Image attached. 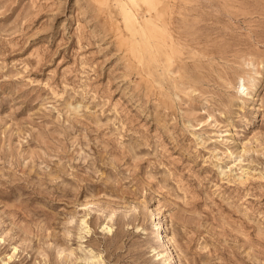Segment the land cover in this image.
<instances>
[{
    "label": "rangeland",
    "instance_id": "374dc122",
    "mask_svg": "<svg viewBox=\"0 0 264 264\" xmlns=\"http://www.w3.org/2000/svg\"><path fill=\"white\" fill-rule=\"evenodd\" d=\"M0 264H264V0H0Z\"/></svg>",
    "mask_w": 264,
    "mask_h": 264
},
{
    "label": "bare ground",
    "instance_id": "6f19581e",
    "mask_svg": "<svg viewBox=\"0 0 264 264\" xmlns=\"http://www.w3.org/2000/svg\"><path fill=\"white\" fill-rule=\"evenodd\" d=\"M166 225H164V224H161V222H159L158 223V227H157V233H158V235L160 234V236H161V241H162V243H163V245H164V247L167 249V251H168V253H170L171 251V239H169V237H167L165 234H163L164 232H166L165 231V229H166ZM107 228V227H106ZM108 229V228H107ZM109 230V229H108ZM157 255L158 256H160V253H157ZM170 255V254H169ZM172 256V255H171ZM171 256H170V258H171ZM161 257H163V256H161ZM165 261H168V257H166V259H164ZM167 263H169V262H167Z\"/></svg>",
    "mask_w": 264,
    "mask_h": 264
}]
</instances>
